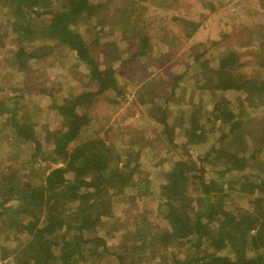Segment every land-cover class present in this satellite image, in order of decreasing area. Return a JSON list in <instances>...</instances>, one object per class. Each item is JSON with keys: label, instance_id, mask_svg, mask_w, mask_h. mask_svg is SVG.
Instances as JSON below:
<instances>
[{"label": "trees", "instance_id": "trees-1", "mask_svg": "<svg viewBox=\"0 0 264 264\" xmlns=\"http://www.w3.org/2000/svg\"><path fill=\"white\" fill-rule=\"evenodd\" d=\"M153 1L169 11L183 6L180 0ZM0 3L14 19L13 22L7 19V23L14 32H20L15 58L43 60L47 55L40 56V49L30 51V47L38 41L55 45V50H67L77 59L76 66L83 64L88 68L98 86L95 93L79 94L72 102L66 98L59 102L52 99L50 108L58 112L62 127L54 136L48 132L53 145L50 157L56 156L54 162L60 159L61 166L51 169L46 178H43L44 173L40 174L41 184H34V168L30 174L26 172L28 166L24 168L23 165L0 170V238L3 240L0 246V261L3 262L0 264H264V115L259 118L249 116L244 120L236 112L235 105L237 102L240 108L256 109L264 106V72L259 73L255 82H250L242 75L224 71L225 66L217 70L208 69V62L200 61L206 52L196 57L194 63L202 62L198 71L200 84L211 94V106L208 112L190 102L189 106H195V110L189 114L188 123L183 121L186 108H180V124L185 123L183 145L176 140L178 130L170 124L166 110L171 103H182L185 92L179 95L177 91L185 74L168 78L171 81L153 79L139 88L135 95L144 118L163 127L159 137L146 139L148 146L164 139L163 144L169 150L181 147L186 150L189 145L205 138L208 130L215 134L221 129L217 141L198 161L203 165L216 160L223 165L224 171L217 173L223 176V182L230 180L227 182L230 190L243 201L244 207L249 205L248 210L236 215L224 207L229 198L228 189L217 179L208 181L201 176L198 199L186 189L189 183L194 182L193 173H204V168L193 159L171 160L172 167L161 178L157 191H152L151 175L143 170V161L148 158L149 151L138 147L137 136L120 147L107 143L111 129L98 138L92 131L80 136L89 124L98 120L87 113L97 97L114 105L119 103L118 98H126V82H120L117 69L129 64L133 58L149 57L153 50L172 48L176 42L170 34L165 35L168 29L164 30L162 39L156 37L150 27L153 23L144 18L148 12L144 0H0ZM171 21L192 27L189 38L200 28L198 22L185 17ZM87 24L91 35L96 34L97 28L104 32V40H99L98 46L101 57L106 61L104 64H107L105 67H101L95 54L89 51L88 38L78 30ZM116 33L119 40H107L108 36L113 37ZM7 35L5 32L3 37ZM35 36H39L38 40L33 39ZM23 40L27 43L24 44ZM134 44L135 54L131 53ZM5 45L6 40L0 41V54ZM261 48L264 50V46ZM6 53L0 65L3 66L4 59L7 66L12 67L15 59L9 56L10 52ZM259 63L264 69V54ZM19 66L29 69L26 62H20ZM191 67L192 64L188 69ZM238 68L235 67L236 70ZM195 88L192 86V90ZM229 91L240 95L235 101L225 98L223 93ZM149 94L154 98L153 102L145 100V95ZM21 98L11 106L12 98L3 92L0 95V115L7 118L5 124L9 126L5 128L12 126L23 140L36 142V129L19 123ZM33 105L38 107L39 103ZM22 111L28 115V121L29 115L37 113L28 106ZM200 114L204 115L201 119ZM225 127L229 131H224ZM145 133L140 131L141 136ZM78 137L83 138L80 143L76 142ZM213 153L221 157L213 159ZM248 153L250 155L245 156ZM8 155L12 162L21 161L22 164V152H10ZM156 158L154 156L152 160ZM254 177L258 181L250 183ZM156 199H159V211L166 208V212L157 215L162 226L149 219L143 220L138 204ZM120 203L126 205V216L122 219L119 218L122 212ZM124 221L128 223L127 229ZM102 224L108 225L112 232H121L117 244L110 245L108 236L99 233ZM8 232L18 233L25 240L12 247L5 246V242L11 240ZM184 240L190 241L194 254L182 257L175 253H159L162 247L175 242L186 249Z\"/></svg>", "mask_w": 264, "mask_h": 264}, {"label": "rangeland", "instance_id": "rangeland-1", "mask_svg": "<svg viewBox=\"0 0 264 264\" xmlns=\"http://www.w3.org/2000/svg\"><path fill=\"white\" fill-rule=\"evenodd\" d=\"M144 1V6L148 9L144 18L153 23L150 27L154 29L156 37L162 39L164 30L168 29L165 35L170 34L171 39L176 42L168 40L173 42L172 48L162 47L163 50L162 48L153 50V54L149 57L133 58L129 64L119 68V70L117 69V76L120 82H126V98L123 100L118 98L119 103L114 105L107 104L106 101L97 97L94 105H92L93 107H91L92 109H90V111L87 110V113L89 112L88 115L91 116L92 119H94L93 117H97L98 120L95 119V121L89 124L80 136H83L86 132L92 131L96 134L94 136L98 138L102 135L104 136V134L111 129L109 134L110 139L107 143L112 145L114 143L117 147H120L124 142L134 140L137 136V140L140 142L138 147L141 149L143 148V150H148L149 156L153 155L152 158L154 156L157 157L152 160V158L148 156L147 159H144V161L142 160L143 170L151 175L152 191H157L162 182L161 178H163L168 169L172 167L171 160L179 161L183 157L191 158L198 166L204 168V173L201 175L193 173L191 177L194 182H191V184L189 183L186 189L198 199L200 198L198 193L201 190V176L208 181L212 178L217 179L224 188L228 189L227 193L229 194V198L226 200L224 207L236 213V215H240V212L249 209V205L248 207H244L243 201L236 197L234 191L230 190V186L227 183L230 180L226 181L225 179V182H223V176L217 173L224 171L223 165L218 164L216 160L206 162L203 165L198 161L200 157L203 158L205 156L207 153L206 151L209 150V146L217 141L221 129L216 130L217 132H215V134L213 131L208 130L205 138L198 140L197 143L189 145L186 150L183 147L169 150L168 146L166 147V145L163 144L164 139H155L156 141L153 143H156V145L148 146L147 141L159 137L163 127L144 118L143 109L136 104L135 95L139 88L153 79L160 78L171 81V79L168 78L185 74V79L181 82L179 80L180 89L177 91L179 95L185 92L183 94L184 98L181 101L182 103H171L166 110L170 124L176 126L175 128L178 130L176 140L178 144L183 145L185 137L183 136L182 130L185 128L184 124L189 122V114L195 110V106L198 108L202 106L208 112L211 106L209 102L211 94L209 91H204L200 84V73L198 71L202 62L194 63L196 57L198 58L201 53L206 52L205 57L200 59V61L203 60V62H208V69L217 70L225 66L226 68L223 69L224 71L227 70L226 72L238 76L242 75L244 79L250 82H255L259 73L261 74V72H264V69H261L259 63L260 57L264 54V50L261 48V46H264V36H261V34H264V18L261 19V16L264 17V1L180 0V4L183 5L179 8L180 11L177 9L173 11L162 9L158 7L159 3H154L153 0ZM2 6L3 5L0 3V41L3 43L6 40V45L5 49H3L0 54V61L1 58H4L7 51L10 52L9 56L15 60H13L12 67L7 66V62L4 59L2 63L4 67L0 65V88L3 89H0V95H2L3 92H7L8 96L12 98V101L9 103L11 106L14 105L13 102L20 101L18 99L19 97H22L21 99L23 100L19 103V123L26 128H32V130L36 129V142L29 139L23 140L20 134L14 132L15 129L12 126L5 128V126H9L5 124V119L7 118L0 115V170H4L8 166L14 168L23 165L24 168L28 166L26 172L30 174L31 168H34V184L39 185L42 182V180L40 182L42 177L40 174L44 173L43 178H46L51 169L61 166V164H59L60 159H58V162H54L53 159L56 158V156L50 157L53 145L48 132H50L51 136H54L62 127V119L57 115L58 112L56 109L50 108L53 104L52 99L55 98L59 102L63 98H66L68 102H72L79 94L95 93L98 90V86H96L88 68L83 64L76 66L77 59L70 56L67 50H55V45L43 44V42L38 41L30 47V51L36 48L40 49V56L47 55L43 60L26 61V59L19 60L15 58V54L19 50L17 40L20 32H14L13 27L7 23V19L10 18L11 22H13L14 19L11 17L8 9H4ZM184 17L200 24V28L194 32L191 38L187 36L188 33L192 31V27L187 25L184 26L179 21H171L174 18ZM89 28L88 24L81 25L78 30L83 37L88 38L87 40L90 42L88 47L89 51L95 54L100 66L105 67L107 64H104L106 61L101 57V49L98 46V41L103 39L104 32H102L100 28H97L96 34L93 33V35H91L88 33ZM5 32H7L8 35L3 37ZM35 38L38 40L39 36L33 37V39ZM111 39L119 40V34L116 33L113 37H107V40ZM22 42H24V44L27 43L24 40ZM192 46L198 47L192 48ZM137 47L140 48L139 45ZM134 52H137L135 44L131 53ZM172 54H174V56H171ZM20 62H26L29 69L19 66ZM190 64H192L193 67L188 69ZM237 66H239V68L236 70L235 67ZM35 69L39 70L36 71ZM197 78H199V80H197ZM167 81L163 83L165 84ZM192 86H196L197 88L192 90ZM184 87H186V89H184ZM239 95L240 94L232 91L223 93L225 98H233V101H235ZM144 98L148 102H153L154 100L151 94L148 96L145 95ZM192 101L195 103L193 108L189 106V103ZM37 102L39 103L38 107L37 105H33ZM235 105L237 106L236 112H239L240 117L244 120L249 116L259 118L264 115V106L256 109L248 108L245 105V107L240 108L237 102ZM25 106L37 112L29 115V121L28 115L24 114L22 111V108ZM180 108H186L187 110L183 115L184 124H180L182 115ZM203 117V114L199 115V119ZM140 131H145L146 133L141 136ZM224 131H229V128L225 127ZM81 139L83 138L78 137L76 142L80 143L79 141ZM244 150L245 149H242L241 151L244 152ZM10 152H12V154L22 152V164L21 161L12 162L8 155ZM243 152L240 154L242 155ZM249 155L248 153L245 156ZM220 157V154L213 153L211 158L219 159ZM159 169L160 171L157 173ZM16 173L19 176V173ZM71 177L72 175L70 174L69 178ZM23 180L28 181L27 178ZM257 181L256 177L249 180L250 183H255ZM126 195L127 193L123 192V196ZM189 195L191 196V194ZM158 201L159 199L147 204H143L142 201L138 203L143 220L149 219L153 224L162 223L157 215L159 212H166V208L164 207L159 211L157 209ZM195 204L196 202L193 203V205ZM119 206L122 211L120 212L119 218H125L126 215L124 210H126V205L120 203ZM116 214H118V209L116 210ZM163 223L168 227L166 222ZM123 224H125L124 228L127 229L128 223L124 221ZM160 226H162V224ZM101 228L99 233L105 237L108 236L107 240L110 245L118 243L121 232H112V229L104 224H102ZM8 234H10L11 240L6 241L5 246L12 247L25 240V237H22L18 233L8 232ZM190 240L195 239L191 238ZM184 241L187 243L186 249L181 248L178 246L177 242H175L166 247H162L159 253H175L182 257L194 254L195 251L190 241ZM2 244L3 240L0 238V246ZM207 247L206 245V248ZM177 251L179 254L176 253ZM10 252L13 254V250ZM2 262L3 261H0V263Z\"/></svg>", "mask_w": 264, "mask_h": 264}]
</instances>
